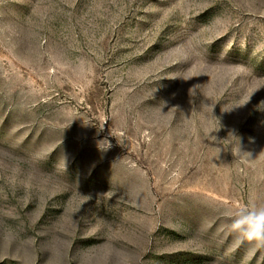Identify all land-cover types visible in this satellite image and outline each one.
<instances>
[{
  "label": "rangeland",
  "instance_id": "rangeland-1",
  "mask_svg": "<svg viewBox=\"0 0 264 264\" xmlns=\"http://www.w3.org/2000/svg\"><path fill=\"white\" fill-rule=\"evenodd\" d=\"M253 205L264 0H0V264H264Z\"/></svg>",
  "mask_w": 264,
  "mask_h": 264
},
{
  "label": "clouds",
  "instance_id": "clouds-1",
  "mask_svg": "<svg viewBox=\"0 0 264 264\" xmlns=\"http://www.w3.org/2000/svg\"><path fill=\"white\" fill-rule=\"evenodd\" d=\"M238 152L244 154L240 149ZM229 215L230 227L237 235L238 242L246 241L257 247H264V205L244 206L234 212L230 211Z\"/></svg>",
  "mask_w": 264,
  "mask_h": 264
}]
</instances>
